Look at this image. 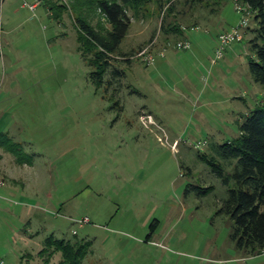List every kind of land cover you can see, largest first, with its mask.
I'll use <instances>...</instances> for the list:
<instances>
[{"label": "rangeland", "instance_id": "obj_1", "mask_svg": "<svg viewBox=\"0 0 264 264\" xmlns=\"http://www.w3.org/2000/svg\"><path fill=\"white\" fill-rule=\"evenodd\" d=\"M55 3L59 18L49 10ZM127 13L122 54L112 60L123 72L117 90L92 81L78 50L77 15L109 28L94 0H0V138L27 162L0 149L10 173L0 258L58 264L52 248L39 257L54 234L92 242L82 264H264V253L231 240L232 220L219 212L226 186L200 157L230 172L234 161L214 146L237 137L264 97L248 69L249 31L212 61L218 35L242 17L235 1L151 0ZM173 26L184 28L174 35ZM185 38L192 50L176 47ZM150 43L152 53L165 51L147 65L137 54ZM188 184L213 189L187 193Z\"/></svg>", "mask_w": 264, "mask_h": 264}, {"label": "trees", "instance_id": "obj_2", "mask_svg": "<svg viewBox=\"0 0 264 264\" xmlns=\"http://www.w3.org/2000/svg\"><path fill=\"white\" fill-rule=\"evenodd\" d=\"M151 0H94L97 9L106 18L109 28L104 32L96 30L89 20L77 15L78 50L90 70V78L98 86L108 88L116 84V89L121 87L120 79L123 72L112 65V60L119 54L120 45L130 28L128 9H135ZM200 1V0H193ZM235 3L247 7L251 12V24L245 27L242 33L249 31L247 37L248 69L254 82L264 89V0H234ZM49 10L55 18H59L63 5L50 4ZM173 30L181 32L177 26ZM240 39V40H241ZM140 58V57H139ZM142 59V58H141ZM131 63L130 59H126ZM107 74H111L108 79ZM116 90V91H117ZM239 134L237 137L220 144H215L216 152L223 160L233 162L232 170L227 172L222 164L206 159L214 174L219 176L226 186L227 196L222 200L219 212H223L232 220L230 238L235 246L244 250L249 255H259L264 251V97L261 104L257 105L239 121ZM0 136H3V134ZM0 147L12 153L20 164L27 163L20 156L21 148L7 138H0ZM213 189L210 186L188 184L186 192H196L199 195L207 194ZM151 230L153 225L150 226ZM92 242H70L58 239L51 234L44 241L40 250L43 256L52 248L51 255L59 252L61 259L58 264H82L88 254ZM49 258V257H48Z\"/></svg>", "mask_w": 264, "mask_h": 264}, {"label": "built area", "instance_id": "obj_3", "mask_svg": "<svg viewBox=\"0 0 264 264\" xmlns=\"http://www.w3.org/2000/svg\"><path fill=\"white\" fill-rule=\"evenodd\" d=\"M35 6L36 5L34 4L31 7L34 8ZM236 9L238 10V12L242 14V17L237 26L233 27L229 31L222 32L218 35L217 38L218 45L215 49V55L212 60L213 63H216L219 59L223 57V52L226 46L242 38L243 30L248 25V13H250V10L247 7L239 5L237 3H236ZM152 46L153 43H150L146 47L142 48L137 54L140 58H142L143 62H145L147 65L154 64L156 60V56L152 53ZM176 47L184 50L190 49L191 43L188 40L179 41L177 42ZM160 55L163 56V53H160ZM87 222H89V219L86 217L80 220L79 224H84ZM0 264H5V262L1 258H0Z\"/></svg>", "mask_w": 264, "mask_h": 264}, {"label": "crops", "instance_id": "obj_4", "mask_svg": "<svg viewBox=\"0 0 264 264\" xmlns=\"http://www.w3.org/2000/svg\"><path fill=\"white\" fill-rule=\"evenodd\" d=\"M193 18H194V24H192V28H194V29H198V19H199V17L197 16V15H195V16H193ZM183 28H184V26H182V28H181V32H182V30H183ZM174 31V30H173ZM171 31L172 33L171 34H173L174 33V35H177L178 33H180L179 31H177V33L174 31ZM185 40H188L187 38H185ZM184 41V40H183ZM189 41V40H188ZM190 42V41H189ZM191 43V42H190ZM192 45V44H191ZM167 47V46H166ZM188 50V49H187ZM189 50H192V47H190V49ZM164 51H165V47H154L153 48V53L156 55V60H155V62H157L160 58H164ZM160 53H163V56H161L160 55ZM159 58V59H158ZM165 62L164 61H159L158 63H155V64H157L156 65V69L157 70H159L160 71V67L161 66H163V65H165L164 64ZM0 149L1 150H5L4 148H2V147H0ZM6 152H8V153H10L9 151H7V150H5ZM4 154H5V152L2 154V153H0V159H2V157L4 156ZM10 154H12V153H10ZM12 156L14 157V159L16 160V158H15V156L12 154ZM17 162V161H16ZM10 173L9 172H7L6 170H5V168L4 167H2V165L0 164V195L1 196H3L4 195V190H3V188L5 187V185H7V178L8 179H10ZM8 187H9V185H7ZM11 188L13 187V186H10ZM90 221V220H89ZM263 253H264V251H263ZM39 257H40V254H39ZM2 259V258H1Z\"/></svg>", "mask_w": 264, "mask_h": 264}]
</instances>
